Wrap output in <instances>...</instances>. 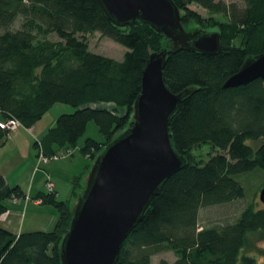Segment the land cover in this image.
Listing matches in <instances>:
<instances>
[{
    "label": "trees",
    "instance_id": "obj_1",
    "mask_svg": "<svg viewBox=\"0 0 264 264\" xmlns=\"http://www.w3.org/2000/svg\"><path fill=\"white\" fill-rule=\"evenodd\" d=\"M174 1L188 32L217 28L222 49L215 55L177 49L168 56L164 70L171 91H190L170 122L173 144L187 163L162 185L123 243L118 264H151L154 254L164 250L178 257L161 264H254V258L242 250L250 233L264 236V205L249 206L228 224L200 228L199 217L202 208L244 198L245 188L237 175L264 172V80L223 87L247 59L264 52V0H244L241 8L222 0ZM192 4L213 15L204 17L190 8ZM95 32L125 46L123 59L93 52L87 36ZM171 43L147 23L115 25L100 0H0L4 121L20 120L29 129L53 105H72L76 110L62 113L35 147L38 150L41 144L50 158L63 156L62 150L71 152L78 146L95 120L105 141L86 137L80 147L95 162L106 145L133 123L150 53ZM9 133L0 122V146ZM203 144L216 150L204 161L193 154ZM92 166L93 162L89 171ZM84 177L82 173L74 178L70 200H60L54 191L37 194L42 203L58 210L54 230L16 235L0 225V264H63L60 246L71 227L72 204L84 189ZM23 196L21 186L9 185L0 172V217L8 211L10 199Z\"/></svg>",
    "mask_w": 264,
    "mask_h": 264
},
{
    "label": "water",
    "instance_id": "obj_2",
    "mask_svg": "<svg viewBox=\"0 0 264 264\" xmlns=\"http://www.w3.org/2000/svg\"><path fill=\"white\" fill-rule=\"evenodd\" d=\"M100 1L115 25L147 23L172 43L150 53L133 123L106 145L84 177L87 183L72 204L74 217L60 246L63 264L119 263L123 243L145 217L162 185L187 163L173 144L170 122L190 91H171L164 70L168 56L177 49L206 55L222 49L220 32H188L174 0ZM256 79L264 80V52L247 59L223 87L244 86ZM259 196L264 205V187Z\"/></svg>",
    "mask_w": 264,
    "mask_h": 264
},
{
    "label": "crops",
    "instance_id": "obj_3",
    "mask_svg": "<svg viewBox=\"0 0 264 264\" xmlns=\"http://www.w3.org/2000/svg\"><path fill=\"white\" fill-rule=\"evenodd\" d=\"M2 121L4 116L0 110V122ZM39 122L29 130L19 127L18 130L10 132L0 146L1 174L9 185L21 186L24 191L23 197L7 202L9 209L0 217V225L16 235L55 229L59 219L57 208L36 198L39 192H48V176L54 184V192L64 201L73 197L74 178L90 172L88 166L91 162L87 160L91 159L87 155L80 153L81 157L76 159V149L79 147L80 150L82 146L79 144L71 152L63 149V156L55 159L52 164L49 161L40 164L35 143L48 129L40 128L37 132Z\"/></svg>",
    "mask_w": 264,
    "mask_h": 264
},
{
    "label": "rangeland",
    "instance_id": "obj_4",
    "mask_svg": "<svg viewBox=\"0 0 264 264\" xmlns=\"http://www.w3.org/2000/svg\"><path fill=\"white\" fill-rule=\"evenodd\" d=\"M222 1L227 4L236 3L239 8L243 7L245 3L244 0ZM190 8L198 11L201 15L207 18L208 16L213 15L199 4H192L190 5ZM214 16H216L218 19L221 18L222 20H226V18L221 14H215ZM16 23L17 27H19L21 24L19 20ZM209 29H211L212 31L218 30L217 28ZM50 37L54 40L59 39V37L56 35H51ZM87 38L90 42L91 50L101 55L103 54L117 60H122L127 51L125 46H122L114 40L105 37L100 32L91 33L87 36ZM75 110L76 107L62 102L53 105L50 110L41 118L38 124L37 132L40 130V128L47 127V129H49L51 126L55 125L57 122V118L62 113H72ZM87 128V132L79 141L80 146L84 144L86 137H92L93 139L96 138L100 141H105V138L101 134L100 128H98L95 120L90 122ZM78 148L76 149V159L81 157V150H79ZM215 152L216 150L207 144H203V146L197 147L193 150V154L194 156H196V159L203 161L209 159V157ZM55 159L57 158L52 157L49 162H51L52 164ZM87 161H90L91 163L93 162L94 165L93 160L88 159ZM237 178L245 188L244 198L223 205L202 208L199 217L200 228L202 226L206 227L207 225L228 224L229 222H234L249 206L256 209H259L261 206H263V203L260 200L259 193L260 190L264 187V172L261 170H258L257 172H248L247 174L237 175ZM83 182L85 188L86 178ZM248 240L249 242L247 246L242 250V254L245 256L253 257L254 264H264V236L260 232L250 233ZM177 257L178 254L174 253L173 251L164 250V252L154 254L151 264H161L163 260H167L168 262L172 263L177 259Z\"/></svg>",
    "mask_w": 264,
    "mask_h": 264
},
{
    "label": "built area",
    "instance_id": "obj_5",
    "mask_svg": "<svg viewBox=\"0 0 264 264\" xmlns=\"http://www.w3.org/2000/svg\"><path fill=\"white\" fill-rule=\"evenodd\" d=\"M1 127L3 129H8L10 132L12 131H16L18 130L19 127H23L22 123L20 120H16V119H7V121L1 122ZM30 129V128H29ZM28 129V130H29ZM38 152H39V163H47L48 161H50V157H47L44 152H42V146L40 144V146L38 147ZM61 156L59 155H54L53 158H60ZM47 187H48V191L49 192H53L54 191V184L51 180V177L48 176L47 179ZM16 200V199H15Z\"/></svg>",
    "mask_w": 264,
    "mask_h": 264
}]
</instances>
